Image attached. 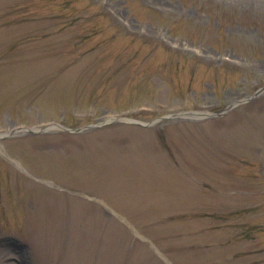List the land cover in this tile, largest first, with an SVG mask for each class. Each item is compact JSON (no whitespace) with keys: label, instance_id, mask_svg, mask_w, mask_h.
Returning a JSON list of instances; mask_svg holds the SVG:
<instances>
[{"label":"rangeland","instance_id":"374dc122","mask_svg":"<svg viewBox=\"0 0 264 264\" xmlns=\"http://www.w3.org/2000/svg\"><path fill=\"white\" fill-rule=\"evenodd\" d=\"M263 87L264 0H0V264H264Z\"/></svg>","mask_w":264,"mask_h":264}]
</instances>
